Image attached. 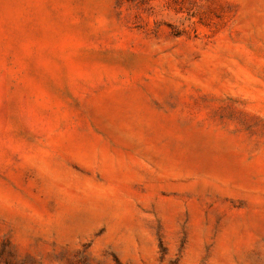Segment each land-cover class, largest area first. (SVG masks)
<instances>
[{"label": "rangeland", "instance_id": "374dc122", "mask_svg": "<svg viewBox=\"0 0 264 264\" xmlns=\"http://www.w3.org/2000/svg\"><path fill=\"white\" fill-rule=\"evenodd\" d=\"M0 264H264V0H0Z\"/></svg>", "mask_w": 264, "mask_h": 264}]
</instances>
